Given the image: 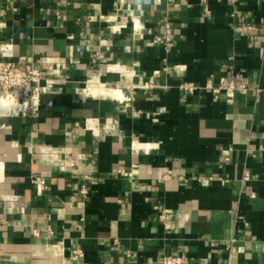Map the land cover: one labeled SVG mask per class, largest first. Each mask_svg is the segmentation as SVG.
I'll list each match as a JSON object with an SVG mask.
<instances>
[{
    "label": "crops",
    "instance_id": "0c3cea01",
    "mask_svg": "<svg viewBox=\"0 0 264 264\" xmlns=\"http://www.w3.org/2000/svg\"><path fill=\"white\" fill-rule=\"evenodd\" d=\"M2 44L42 81L0 118V264H264V0H0ZM231 57L258 95L213 91Z\"/></svg>",
    "mask_w": 264,
    "mask_h": 264
},
{
    "label": "built area",
    "instance_id": "2783aa9c",
    "mask_svg": "<svg viewBox=\"0 0 264 264\" xmlns=\"http://www.w3.org/2000/svg\"><path fill=\"white\" fill-rule=\"evenodd\" d=\"M163 26L165 29L170 27L168 23H165ZM133 29L141 30V27L138 24H134ZM236 30L241 37L246 39L248 47H252L259 43L256 26H238ZM154 41L161 43L165 51L168 52L170 48V38L168 36L164 35V37H156ZM228 60L231 63L228 64L224 75L219 78L218 84L213 91L215 93H225L227 95H233L236 93L244 95L249 92L258 95L260 93L259 88L250 84L247 75L235 71L232 63L234 59L232 57ZM41 81V74L32 66V64L14 60L10 55L9 44L0 45V97H9L16 102V108L8 116L18 115L23 118H30L39 111ZM90 86L92 85H88L85 91H87ZM134 87L135 89L147 90L151 85L150 83H139ZM181 89L191 93L195 90V87L192 84H184L181 86ZM129 102L130 98L121 101L120 105L122 111H125L129 106ZM115 128V125H107L102 127L101 131L105 135H113L115 133ZM47 153L53 154L51 150ZM56 162L61 167L68 165L73 166L71 160L66 156L62 158L56 157ZM242 180H248L247 173H244ZM31 181L35 186L41 189H46L45 182L38 176H33ZM249 197L254 198V195L251 193ZM155 209L158 211L157 217L159 222L164 225L167 231L170 230L172 226L169 221V213L157 207ZM33 234L36 235V232L33 231ZM74 253L79 256L81 255L79 250ZM161 264H186V261L182 256L166 255L162 258Z\"/></svg>",
    "mask_w": 264,
    "mask_h": 264
},
{
    "label": "bare ground",
    "instance_id": "6f19581e",
    "mask_svg": "<svg viewBox=\"0 0 264 264\" xmlns=\"http://www.w3.org/2000/svg\"><path fill=\"white\" fill-rule=\"evenodd\" d=\"M16 108V102L5 96L0 97V118L5 119Z\"/></svg>",
    "mask_w": 264,
    "mask_h": 264
}]
</instances>
